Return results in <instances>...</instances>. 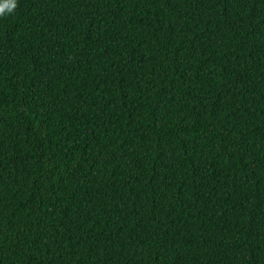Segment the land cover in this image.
<instances>
[{"label":"trees","instance_id":"16d2710c","mask_svg":"<svg viewBox=\"0 0 264 264\" xmlns=\"http://www.w3.org/2000/svg\"><path fill=\"white\" fill-rule=\"evenodd\" d=\"M0 264H264V0H17Z\"/></svg>","mask_w":264,"mask_h":264},{"label":"clouds","instance_id":"9594fccd","mask_svg":"<svg viewBox=\"0 0 264 264\" xmlns=\"http://www.w3.org/2000/svg\"><path fill=\"white\" fill-rule=\"evenodd\" d=\"M17 7V0H0V17L11 15Z\"/></svg>","mask_w":264,"mask_h":264}]
</instances>
